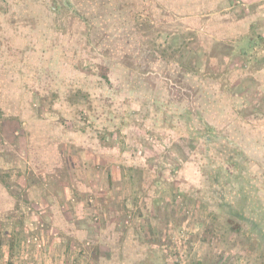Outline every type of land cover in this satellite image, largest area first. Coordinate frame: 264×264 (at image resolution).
<instances>
[{"label": "rangeland", "instance_id": "obj_1", "mask_svg": "<svg viewBox=\"0 0 264 264\" xmlns=\"http://www.w3.org/2000/svg\"><path fill=\"white\" fill-rule=\"evenodd\" d=\"M213 1L0 0V264H264V54Z\"/></svg>", "mask_w": 264, "mask_h": 264}, {"label": "crops", "instance_id": "obj_2", "mask_svg": "<svg viewBox=\"0 0 264 264\" xmlns=\"http://www.w3.org/2000/svg\"><path fill=\"white\" fill-rule=\"evenodd\" d=\"M237 3L239 5L236 7ZM212 5H213L212 8L215 9V10L218 9L219 5L220 6L224 5V7L226 8V9H222V11L223 10L232 9L233 10L232 13H231L232 15L230 16V20L234 21V22H232V24L235 23V22H238V24H240V25H236V26L244 28L245 29L244 30L245 34H250L251 30H257L258 35H259L260 38H255L254 39L255 42H254V40H252V38H250L246 45H251V48H252L253 43H255L257 45V49H258L257 52H262V54H264V0H216V1L212 2ZM235 12H241L242 15L238 16L237 14H235ZM259 50H261V51H259ZM242 56L247 57V58L251 57L249 55V53H245L244 50L242 52ZM263 73H264V68L262 69V71H259L260 75H264ZM263 92H264V87H263ZM152 103H153V101L150 103V106L152 105ZM152 107L153 106H151V108ZM176 108L178 109L177 112H175L174 110H172V112H170V114H172L171 117H169V115H167V117L169 118V120L173 124L176 123L181 128V126H184L185 124H187V122L189 123V121H192V122L195 121V118H196L195 117V113L191 112V110H192L191 107L187 108L188 112H187L186 109H183L184 106L181 107V108L180 107L179 108L176 107ZM179 109L183 110V114H182V111L179 110ZM171 118H173V119H171ZM153 119H154V121H153ZM153 119H151L149 124H151L154 127V129L156 130V133L161 132L160 136H161V134L162 135H165V134L168 135L170 133V131L173 132L171 129L164 127L165 119L163 117H161L159 115H154ZM112 126L118 128L120 134H122L124 139H128V144L132 143L134 135L136 133H138V130L136 131V127H134L135 125H133V123H132V118L130 119V121L129 120H124V119H121V118L115 119V121L113 122ZM172 129L176 130L177 128H172ZM150 157L151 156L146 155L144 157V161H148L150 159ZM60 161L61 160H58V162H60ZM131 164L132 163H129V164L126 165L127 167L125 169L128 172V175H126L125 178H127L128 181L125 180L124 182L120 183L121 184V189L125 187V184H126V187L127 186L134 187L135 185H133V184H135L134 183L135 179H133V172L136 171L135 169H137L139 167H143L142 163H139L136 160L133 162V165H131ZM46 171H49L50 172L49 175H51V176L53 175L51 173L55 172V171H52V169H47ZM40 180H42V179H40ZM53 180H55V179H53ZM125 182H127V183H125ZM149 184H150V182H149ZM78 185L80 187H82V188L83 187L87 188L86 185H83L82 183L78 184ZM158 187H160V188H168L169 186H168V183H164L163 184V182H160V183H156V188H158ZM107 188H108V186H107ZM59 190L61 191V187L60 186H58V191ZM53 195H55V194H53ZM151 197H152V192L150 191V196L147 198V200L149 199L151 201ZM75 201H76V203H79V202L82 203L83 202L82 195L81 194L80 195L77 194V196H75ZM126 205H127V203H126ZM142 230H143L144 233H147V229L142 228ZM67 231H68V233H70V235L73 234V227L72 226L68 227L66 232ZM100 231L104 232V231H106V229L101 228ZM126 231L129 233V236H133V235H136V234L140 233V231H138L136 229V227L135 228L130 227ZM101 244L107 245V243H104V242H101ZM110 253H112V257H113V255H114L113 252H110ZM113 261H114V258H113L112 261H110L107 258L100 257V264H103L104 262H113Z\"/></svg>", "mask_w": 264, "mask_h": 264}, {"label": "trees", "instance_id": "obj_3", "mask_svg": "<svg viewBox=\"0 0 264 264\" xmlns=\"http://www.w3.org/2000/svg\"><path fill=\"white\" fill-rule=\"evenodd\" d=\"M225 175L226 174L223 172L221 173V171H211V170L208 171L206 169L204 170L206 183L209 186L208 193L212 195V198L214 199H216V197H219L220 202L216 203V207L220 208L221 210H223V208L225 209V207H229V209L225 211L228 215L232 217H237V219L239 218L242 221L246 220L245 216L239 214V211L233 206L232 201L223 202L227 189H229L228 185L226 184L228 180ZM232 228L235 231H238L237 228H239V225L236 223L235 225L232 226Z\"/></svg>", "mask_w": 264, "mask_h": 264}]
</instances>
